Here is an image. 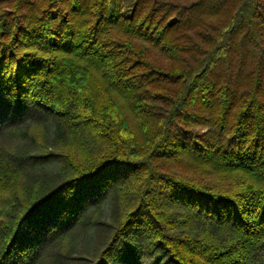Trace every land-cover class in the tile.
I'll return each instance as SVG.
<instances>
[{
    "label": "trees",
    "instance_id": "trees-1",
    "mask_svg": "<svg viewBox=\"0 0 264 264\" xmlns=\"http://www.w3.org/2000/svg\"><path fill=\"white\" fill-rule=\"evenodd\" d=\"M93 227L75 264H264V0H0V264Z\"/></svg>",
    "mask_w": 264,
    "mask_h": 264
},
{
    "label": "rangeland",
    "instance_id": "rangeland-1",
    "mask_svg": "<svg viewBox=\"0 0 264 264\" xmlns=\"http://www.w3.org/2000/svg\"><path fill=\"white\" fill-rule=\"evenodd\" d=\"M50 130L48 132V144L51 145L52 148H50L47 153H60L65 150H67V145L60 140L54 141L56 137V129L55 126L50 124ZM46 145V143H45ZM45 153V152H43ZM61 164L58 161L48 162V161H42L36 168V173H42V172H49V173H56L60 170ZM193 176L204 180L208 177L207 172H198L194 173ZM111 215V203L108 201L104 207H103V219L108 220ZM97 240V230L95 227H93L88 235L81 240L77 245L74 247V250L71 254V258L68 261V264H75L77 263L80 258L82 257H91L93 254V250L96 245Z\"/></svg>",
    "mask_w": 264,
    "mask_h": 264
}]
</instances>
